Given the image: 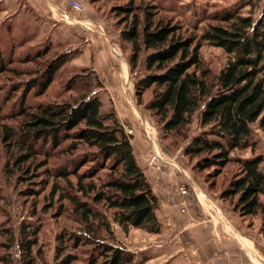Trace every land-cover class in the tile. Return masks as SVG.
I'll use <instances>...</instances> for the list:
<instances>
[{
  "label": "trees",
  "instance_id": "obj_1",
  "mask_svg": "<svg viewBox=\"0 0 264 264\" xmlns=\"http://www.w3.org/2000/svg\"><path fill=\"white\" fill-rule=\"evenodd\" d=\"M133 1L113 11L129 21L118 32L131 74L137 78V104L156 120L171 149L181 146L192 171L204 178L209 190L218 192L241 219L260 217L264 236V157L257 153L254 139V128L264 134V0L198 16L200 24L214 23L203 26L198 37L182 36L177 27L155 20L152 8H134ZM96 3L89 1L94 7ZM244 8L249 9L247 15L242 14ZM10 25L24 34H38L37 29ZM203 45L227 56L217 73L204 66ZM58 46L47 43L35 58L46 57ZM78 54L75 50L55 56L38 77L23 85L22 103L31 93L44 96ZM32 59L27 56L26 62ZM73 69L78 73L64 89L75 98L33 110L20 104L18 114L24 118L20 133L15 136L4 126L2 138L20 153L15 166L37 157L44 159L39 167L58 161L49 172L60 203L58 215L69 211L79 229L57 236L55 264L79 262L76 253L82 247L91 248L88 264H133L132 254L117 245L112 227L116 225L124 234L139 230L158 235V199L114 111L102 109V81L91 67ZM147 95L150 99L145 102ZM246 152L250 157L238 155ZM230 165L235 167L230 180L218 188L215 181ZM18 234L16 243L10 236L1 245L5 252L0 264H14L9 252L15 244L20 264H43L36 250L37 229L23 224Z\"/></svg>",
  "mask_w": 264,
  "mask_h": 264
},
{
  "label": "crops",
  "instance_id": "obj_2",
  "mask_svg": "<svg viewBox=\"0 0 264 264\" xmlns=\"http://www.w3.org/2000/svg\"><path fill=\"white\" fill-rule=\"evenodd\" d=\"M0 17L48 34L52 42L74 47L76 65L91 67L103 84L99 93L102 109L110 107L120 126L131 125L137 133L141 107L134 106V82L119 32L107 26L98 9L85 1L82 14L67 0H0ZM121 97H127L125 102ZM159 149L142 138L131 141L135 158L153 194L161 225L158 235H145L131 252L145 264H264L261 219H241L233 207L209 190L204 178L192 171L182 149L173 150L161 139ZM156 152L158 169L146 157ZM185 187L193 198L180 195ZM183 203V205H182ZM251 223V224H250Z\"/></svg>",
  "mask_w": 264,
  "mask_h": 264
},
{
  "label": "rangeland",
  "instance_id": "obj_3",
  "mask_svg": "<svg viewBox=\"0 0 264 264\" xmlns=\"http://www.w3.org/2000/svg\"><path fill=\"white\" fill-rule=\"evenodd\" d=\"M84 1L89 3L90 0ZM248 1L134 0L132 4L134 8H152L151 12L155 14V20H163L165 23L177 27V31L181 32L182 36L198 37L201 28L211 23L207 21L200 24L198 16L242 8ZM119 6H129V0H97L94 7L95 9H99L100 14L107 22V26H110L115 32L123 29L125 24L129 23V21H125L124 15H116V12L113 11ZM248 10V8H244L242 14L247 15ZM12 22L9 18L0 17V255L5 252L1 248V245L7 243L10 236L15 238L16 243L18 241V232L21 226L25 224L38 231L36 250H40L42 259L44 260L42 261L43 264H55L53 259L57 236L63 233V231L69 234L73 232L77 233V229H79L78 224L73 220L69 211L58 215V207L60 205L58 194H54V182L49 177V172L58 161L49 160L47 166L39 167L44 159L37 157L34 161L27 162L25 165L15 166V159L20 153L17 148L9 146L4 141L2 134L4 126L12 129L15 136L20 133L21 124L24 122V118L18 114L20 104L33 110L38 105L64 103L67 100L75 98L74 94L65 91L64 84L69 78L78 73V71H74V67H83L76 65L78 63L75 64L72 60L60 72L57 80L44 96H35L33 93L28 94L23 104L24 95L22 87L27 81L38 77L55 56L78 50L74 49V47L60 44L59 48L54 47L46 57L36 59L35 54L44 51L47 43H54L56 45L58 43L52 42L50 37H48L49 35L43 32H38V34L18 32L17 27L10 25ZM8 26H11L12 29L8 28ZM23 38L27 39L28 42L24 43L25 40L22 41ZM200 54L204 66L213 74L222 69L227 60V56L220 50L206 45L202 46ZM27 56H34L32 62H26ZM1 66H4V69ZM125 99L129 100L127 97H121V100L124 102ZM132 99L134 106L138 105L135 95ZM149 99L150 96L147 95L144 101L146 102ZM105 107L107 110H104V112L112 110L108 106ZM139 107H141L142 116L141 120H137L138 122L136 123L137 133L130 124L121 126L123 133L131 141L134 138L145 140L143 122H146L148 123L146 125L147 129L151 136L154 137L157 147L161 149L162 145L159 142L163 139L161 128L144 107ZM125 129L130 130L131 134H127ZM254 139L258 142L257 153L264 157V134L254 128ZM145 142L147 141L145 140ZM178 142L180 143V141ZM177 148L181 150V146ZM177 148L175 149L177 150ZM238 155L244 158L250 157L249 152ZM148 159L149 157L147 156V162ZM234 168L232 165L227 167L224 175L215 181L218 188L230 180ZM62 206L64 209L69 210L67 202H63ZM112 229L117 245H120L132 254L133 262L140 263L143 261V264H145V259L135 256L131 250L140 247L142 241L145 239H143L145 236L143 234L146 233L139 230H130L127 234H124L116 225H113ZM90 250V247L79 249L76 253L79 262L75 264H88V258L91 254ZM9 254H11L14 264H20L16 244Z\"/></svg>",
  "mask_w": 264,
  "mask_h": 264
},
{
  "label": "built area",
  "instance_id": "obj_4",
  "mask_svg": "<svg viewBox=\"0 0 264 264\" xmlns=\"http://www.w3.org/2000/svg\"><path fill=\"white\" fill-rule=\"evenodd\" d=\"M67 3L72 10L76 11L79 14L83 13L84 8H85V1L84 0H67ZM143 124H144V129H145V132H144L145 140L148 143H150V145L152 147L157 146L156 145L157 143H156L154 137L151 136L149 130L147 129L146 125H148V123L143 122ZM125 131H127V134H129V135L131 134L130 130L125 129ZM148 157H149L148 162H147L148 167L151 169H158L161 159L157 155V153L154 152V153L150 154ZM191 192L192 193H190L189 190H187V188H185V187H180V189H179L180 195L183 196L184 198H187V197L193 198V191H191ZM182 205H183V203H182Z\"/></svg>",
  "mask_w": 264,
  "mask_h": 264
}]
</instances>
